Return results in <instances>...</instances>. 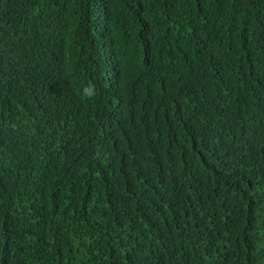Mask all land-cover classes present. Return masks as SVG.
I'll list each match as a JSON object with an SVG mask.
<instances>
[{"label": "trees", "instance_id": "16d2710c", "mask_svg": "<svg viewBox=\"0 0 264 264\" xmlns=\"http://www.w3.org/2000/svg\"><path fill=\"white\" fill-rule=\"evenodd\" d=\"M0 264H264V0H0Z\"/></svg>", "mask_w": 264, "mask_h": 264}]
</instances>
